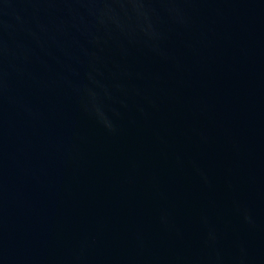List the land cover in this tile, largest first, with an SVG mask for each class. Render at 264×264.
<instances>
[{"label": "water", "instance_id": "obj_1", "mask_svg": "<svg viewBox=\"0 0 264 264\" xmlns=\"http://www.w3.org/2000/svg\"><path fill=\"white\" fill-rule=\"evenodd\" d=\"M0 264H264V0H0Z\"/></svg>", "mask_w": 264, "mask_h": 264}]
</instances>
